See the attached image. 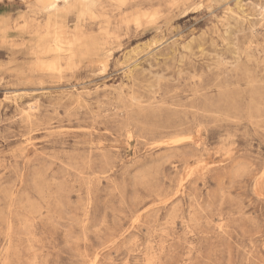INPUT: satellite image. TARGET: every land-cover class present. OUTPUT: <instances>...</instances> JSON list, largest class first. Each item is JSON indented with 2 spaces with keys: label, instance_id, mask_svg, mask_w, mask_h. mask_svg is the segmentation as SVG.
<instances>
[{
  "label": "rangeland",
  "instance_id": "rangeland-1",
  "mask_svg": "<svg viewBox=\"0 0 264 264\" xmlns=\"http://www.w3.org/2000/svg\"><path fill=\"white\" fill-rule=\"evenodd\" d=\"M45 1L0 0V264H264V0Z\"/></svg>",
  "mask_w": 264,
  "mask_h": 264
},
{
  "label": "bare ground",
  "instance_id": "bare-ground-1",
  "mask_svg": "<svg viewBox=\"0 0 264 264\" xmlns=\"http://www.w3.org/2000/svg\"><path fill=\"white\" fill-rule=\"evenodd\" d=\"M52 1V4H51V6H53L54 4H56L57 3V1L58 0H51ZM120 2H123V1H125V0H119ZM46 1L45 0H39V3H41V5H40V7L42 8L43 7V5H44V3H45ZM65 26V25H64ZM65 28H66V26H65ZM34 45H35V43H34ZM33 45V46H34ZM32 46V47H33ZM77 48H79V47H76L75 48V51H78L77 50ZM104 47L102 46V43L100 44V43H98L97 44V52H95V51H91L90 49H87V51H88V53L89 54H91V55H95V54H98V53H100L101 51H102V49H103ZM32 51H33V54H32ZM81 52H83V46L81 47ZM38 53V47H33V48H31V53H29L28 55H32V57L34 58V56L36 55ZM78 55H79V53H74V55L73 56H71L69 59H63L62 60V62H61V65L62 64H71L73 61H75L76 60V58L78 57ZM24 73H26V74H28V75H32L33 74V69L32 68H28V69H26L25 70V72ZM57 90V89H56ZM195 168V167H194ZM189 178V177H188Z\"/></svg>",
  "mask_w": 264,
  "mask_h": 264
},
{
  "label": "crops",
  "instance_id": "crops-1",
  "mask_svg": "<svg viewBox=\"0 0 264 264\" xmlns=\"http://www.w3.org/2000/svg\"><path fill=\"white\" fill-rule=\"evenodd\" d=\"M98 43H100V42H93L90 46L89 45H83V53L89 54L88 51H87V49H90L91 51L97 52V44ZM35 46L38 47L36 44L33 47H35ZM33 47H31V48H33ZM29 53H31V49H30V52ZM32 54H33V51H32Z\"/></svg>",
  "mask_w": 264,
  "mask_h": 264
}]
</instances>
